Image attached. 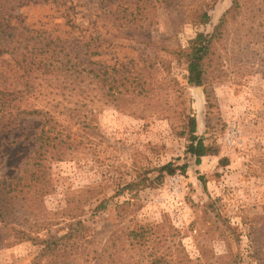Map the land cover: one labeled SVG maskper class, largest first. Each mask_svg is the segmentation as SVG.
Listing matches in <instances>:
<instances>
[{"label": "rangeland", "instance_id": "obj_1", "mask_svg": "<svg viewBox=\"0 0 264 264\" xmlns=\"http://www.w3.org/2000/svg\"><path fill=\"white\" fill-rule=\"evenodd\" d=\"M62 1L24 0L14 13L84 52L87 33L83 26L68 25L65 8L70 3ZM71 1L82 3L75 8L77 23L99 12L86 10L88 0ZM136 2L132 0V36L98 28L110 40L103 46L112 43V53L99 59L106 65L132 59V91L140 82L146 96L132 92V111L107 105L89 126H72V136L83 139L65 158L48 162L51 183L41 208L51 221L39 235H59L82 219L103 242L117 222L114 204L129 196L116 195L118 188L143 179L147 186L136 190L135 219L170 221L177 230L175 241L196 264H264V0H150L145 8ZM203 11L209 15L206 23H200ZM219 23L205 59V83L187 84L186 62L178 49ZM36 93L29 94L32 107L38 105ZM191 115L196 134L217 150L198 164L185 152ZM41 123L39 115L31 114L0 126L1 179L31 161ZM168 161L186 163V173L152 183L157 167ZM102 199L109 201L107 207L93 211ZM37 251L30 240L16 242L0 249V264H29Z\"/></svg>", "mask_w": 264, "mask_h": 264}, {"label": "trees", "instance_id": "obj_2", "mask_svg": "<svg viewBox=\"0 0 264 264\" xmlns=\"http://www.w3.org/2000/svg\"><path fill=\"white\" fill-rule=\"evenodd\" d=\"M15 1L0 0V126L8 127L21 116L31 114L39 115L42 126L35 135L37 148L31 161H26L16 174L0 178V249L22 240L32 241L38 251L29 264H196L185 253L182 243L175 241L177 230L170 221L147 224L135 219L134 210L139 208L136 190L147 186L143 179L118 188L116 195L127 192L129 196L114 204L117 222L103 242L99 232L92 231L82 219L70 222L59 235L48 231L39 235L51 221L41 208L42 197L51 183L48 162L65 158L83 139V135L78 139L72 136V126L78 125V129L89 126L95 113L107 105L132 111V92L140 96L145 89L136 82L132 91V59L129 64L114 60L107 65L99 59L103 53H112L109 50L112 43L103 46L110 40H105L98 28L116 30L114 35L132 36V0H88L83 4L86 10L99 9V12L94 13V18L88 14L86 23H77L75 19V8L82 3L73 5L68 1L65 9L72 13L66 11L68 25L83 26L84 35L87 33L84 52L60 35L28 25L20 14L14 13L24 0H18L23 3L16 6ZM138 2L145 8L150 0ZM208 20V13L203 11L200 23ZM219 25L211 33H196L186 47L178 49L186 62L187 84L205 83L208 75L205 59ZM18 83L23 87L21 94ZM34 92L38 105L32 107L28 100ZM187 124L185 152L197 164L201 157L217 154L196 134L194 115L188 117ZM186 169V163L168 161L157 167V174L150 180L159 183L165 175L185 174ZM108 204L107 199H102L93 211H102ZM130 215L133 216L128 218Z\"/></svg>", "mask_w": 264, "mask_h": 264}]
</instances>
